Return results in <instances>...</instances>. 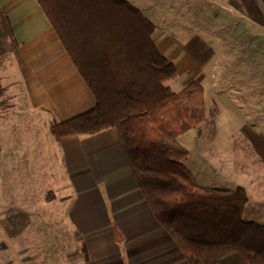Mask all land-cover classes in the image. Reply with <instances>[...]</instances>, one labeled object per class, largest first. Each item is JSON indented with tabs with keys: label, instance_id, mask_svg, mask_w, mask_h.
Listing matches in <instances>:
<instances>
[{
	"label": "rangeland",
	"instance_id": "rangeland-1",
	"mask_svg": "<svg viewBox=\"0 0 264 264\" xmlns=\"http://www.w3.org/2000/svg\"><path fill=\"white\" fill-rule=\"evenodd\" d=\"M131 1L158 23V38L163 31L173 39L176 35L182 47L175 48H184L185 56L175 61L178 68L185 58L184 68L191 62L203 65L204 79L197 80L205 86L207 120L178 137L189 149L184 163L200 185H242L252 202L259 201L264 159L246 127L264 133V0ZM4 64L9 77L2 80L0 74V264H79L71 257L72 226L65 223L69 176L52 166L51 121L33 122L32 112L20 108L23 101L16 104L7 80L16 81L19 67L15 76L12 60ZM186 74L168 85L182 89ZM244 217L259 218L253 210Z\"/></svg>",
	"mask_w": 264,
	"mask_h": 264
},
{
	"label": "trees",
	"instance_id": "trees-1",
	"mask_svg": "<svg viewBox=\"0 0 264 264\" xmlns=\"http://www.w3.org/2000/svg\"><path fill=\"white\" fill-rule=\"evenodd\" d=\"M38 1L96 99L52 134L116 127L140 190L191 263L264 264V223L244 217L246 188L202 186L184 163L178 137L206 122L205 86L168 85L178 67L158 48L156 24L129 0Z\"/></svg>",
	"mask_w": 264,
	"mask_h": 264
},
{
	"label": "crops",
	"instance_id": "crops-1",
	"mask_svg": "<svg viewBox=\"0 0 264 264\" xmlns=\"http://www.w3.org/2000/svg\"><path fill=\"white\" fill-rule=\"evenodd\" d=\"M226 1L231 4L232 0ZM166 32L158 38L155 31L158 48L175 61L183 59L184 48H175L182 47L178 38ZM0 56L5 57L0 65L2 80L9 77L4 64L7 58L12 60L15 76L19 67L16 81L8 79L7 85L16 95V104L23 101L20 108L32 112L33 122L43 120L47 125L50 119V129L53 123L96 104L38 0H0ZM182 65L178 72L187 73L186 84L203 78V65ZM246 129L249 142L264 159V133H256L250 126ZM51 141L53 168L62 167L69 176L64 186L70 194L65 223L72 226V258L79 264H193L154 215L132 173L116 127L88 135L54 136ZM257 198L259 201L252 202L249 197L246 211L253 210L259 217L255 220L264 223V194Z\"/></svg>",
	"mask_w": 264,
	"mask_h": 264
}]
</instances>
